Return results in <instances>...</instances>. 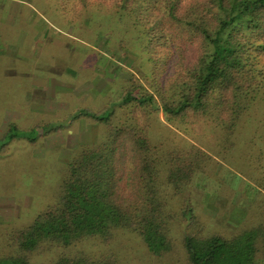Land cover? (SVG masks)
I'll return each mask as SVG.
<instances>
[{
  "label": "trees",
  "instance_id": "1",
  "mask_svg": "<svg viewBox=\"0 0 264 264\" xmlns=\"http://www.w3.org/2000/svg\"><path fill=\"white\" fill-rule=\"evenodd\" d=\"M59 1L65 10L70 0ZM79 2L83 8L96 4L132 21L143 36L153 71L164 65V72L172 77L166 87L154 82L157 96L132 87L118 100L132 113L143 112L141 118L112 125L110 113H80L107 123L105 139L83 146L72 158L57 203L12 236L15 256L0 264H43L35 259L94 237L110 243L118 229L135 233L151 252L163 256L175 251L172 222L182 227L185 256L179 264H264V203L231 235L209 233L189 201L180 210L169 211L170 191L179 195L196 175L206 172L216 155L192 142L163 153L148 136L149 115L159 99L170 124L209 127L223 154L238 145L239 130L250 110H264V0ZM258 141L261 148L254 146ZM249 142L264 159V124L253 131ZM47 264L120 261L112 255L80 252L60 254Z\"/></svg>",
  "mask_w": 264,
  "mask_h": 264
},
{
  "label": "rangeland",
  "instance_id": "2",
  "mask_svg": "<svg viewBox=\"0 0 264 264\" xmlns=\"http://www.w3.org/2000/svg\"><path fill=\"white\" fill-rule=\"evenodd\" d=\"M79 1V8L70 0L64 10L59 0H0V126L3 116L8 124L17 122L0 128V260L15 256L12 236L57 203L72 158L83 146L105 139L107 123L74 115L110 113L112 125L141 118L143 112L132 113L118 100L132 87L157 96L154 82L166 87L172 77L164 65L153 71L143 36L132 21L96 4L83 8ZM154 108L148 136L161 152L192 142L216 155L179 195L170 191L168 210L178 211L189 201L209 233L231 235L264 203V159L259 148L249 145L253 131L264 124V110H250L238 145L223 154L209 127L170 124L159 99ZM113 233L110 243L94 237L35 260L47 264L60 254L80 252L116 256L120 264H179L184 259L178 222L171 223L175 251L163 256L151 252L135 233Z\"/></svg>",
  "mask_w": 264,
  "mask_h": 264
},
{
  "label": "crops",
  "instance_id": "3",
  "mask_svg": "<svg viewBox=\"0 0 264 264\" xmlns=\"http://www.w3.org/2000/svg\"><path fill=\"white\" fill-rule=\"evenodd\" d=\"M95 77L98 79V73L95 75ZM99 81V80H98ZM48 99H49V94H48V96H47V101H48ZM82 111H80L79 113H76L74 116L75 117H82V116H80V113H81ZM75 117H73V118H75ZM88 118V117H87ZM14 124H17V122H15V121H12V122H10V124H8V122H7V120L4 118V116H3V124L0 126V128H3L5 125H14ZM31 124V123H30ZM35 126H37V124L35 125ZM34 126V127H35ZM9 131H11V130H13V127L11 126V128H9L8 129Z\"/></svg>",
  "mask_w": 264,
  "mask_h": 264
}]
</instances>
